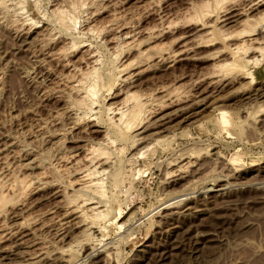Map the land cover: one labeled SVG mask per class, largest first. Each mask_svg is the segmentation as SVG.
Instances as JSON below:
<instances>
[{"label":"rangeland","instance_id":"1","mask_svg":"<svg viewBox=\"0 0 264 264\" xmlns=\"http://www.w3.org/2000/svg\"><path fill=\"white\" fill-rule=\"evenodd\" d=\"M208 1L0 0V233L10 232L0 239V264H105L107 250V264H264V98L255 96L264 90V0H219L217 9ZM70 3L76 23L60 26L53 11ZM235 9L245 16L222 24ZM201 23L213 25L212 34ZM242 41L244 61L233 63L227 48ZM167 52L184 55L176 64L154 59ZM92 67L102 78L89 114L75 106L80 97L70 85ZM139 70L131 91L153 94L148 110L157 108L109 149L99 201L109 213L99 234L64 217L65 195L76 190L68 184L83 166L79 149L100 139L87 132L91 123L75 130L72 123L84 110L107 128L101 109L120 103L131 87L120 82ZM163 86L176 101L163 100ZM178 108L190 118L162 135L142 132ZM181 155L177 172L169 164ZM181 192L188 197L174 203Z\"/></svg>","mask_w":264,"mask_h":264},{"label":"bare ground","instance_id":"2","mask_svg":"<svg viewBox=\"0 0 264 264\" xmlns=\"http://www.w3.org/2000/svg\"><path fill=\"white\" fill-rule=\"evenodd\" d=\"M210 1V0H209ZM208 1V2H209ZM218 1L219 0H211V2H212V4L214 5V6H211L212 8L213 7H215V9H217L218 7H220V5L222 4V3H219L220 5H218ZM261 1L262 0H252V2L253 3H255V2H257L256 4H258V3H261ZM80 2V1H79ZM210 2V3H211ZM221 2H223L222 0H221ZM251 2V3H252ZM262 2H264V1H262ZM83 3V2H82ZM69 4V3H68ZM203 4H205V3H203ZM209 4V3H208ZM70 5H71V7H68L69 8V10H65V9H62V8H57V9H55L54 11H53V14H54V17H55V19H56V21H57V23L59 24L60 23V26L62 25V26H65V27H71V26H73V22L74 23H76L75 22V18H74V16H73V14L71 15L70 13H74V11L72 12L71 10H73L74 8H75V5L73 4H71L70 3ZM79 5H80V3H79ZM206 5H207V2H206ZM205 5V6H206ZM252 5V4H251ZM204 6V7H205ZM78 7V6H77ZM207 7H209L208 5L206 6V8ZM201 8V7H200ZM67 9V8H66ZM211 9V8H210ZM242 9V8H241ZM203 10V11H202ZM204 10H205V13H204ZM214 10V9H213ZM254 10V9H253ZM76 11V10H75ZM207 10L204 8H202L196 15H198V19H200L201 20V22H202V20H204L205 19V17L208 15V14H206V13H208V12H206ZM215 11V10H214ZM218 11H220V9L218 10ZM233 11V10H232ZM235 11V15L232 17H228V16H221L222 17V19L223 20H221V22H222V24L223 23H230V22H236V19H238L239 18V20H240V18L242 17V16H245V11H247V10H240V9H235L234 10ZM200 12H201V16L199 15L200 14ZM211 11H209V13H210ZM216 12V11H215ZM196 13V12H195ZM250 13V12H249ZM196 15H194V16H196ZM202 15H205L204 17H202ZM212 15H214V14H212ZM224 15V14H223ZM200 16V17H199ZM210 17H212L211 16V14H210ZM197 18V16L195 17V19ZM202 18H204V19H202ZM220 17H217V21L220 23V19H219ZM259 18V17H258ZM246 19H248V18H246ZM245 19V20H246ZM25 20V19H24ZM193 20V19H192ZM215 20V21H216ZM251 21V20H250ZM197 22V21H196ZM198 22H199V20H198ZM207 22V21H206ZM246 22V21H245ZM260 22H262V21H260ZM18 23V22H17ZM240 23V22H239ZM203 23H201V25H202ZM242 24V23H241ZM240 24V25H241ZM237 25V24H236ZM262 25V24H261ZM24 26V25H23ZM202 28V30L204 29V32L205 33H207L208 35L209 34H212V32L214 31V29L215 28H213V25H202L201 26ZM64 28V27H63ZM255 28V27H254ZM259 28V27H258ZM71 29V28H70ZM262 29V28H261ZM75 30V29H74ZM90 30V29H89ZM201 30V31H202ZM215 34V33H214ZM214 34H213V36H214ZM221 34V33H220ZM203 35V34H202ZM205 36V35H204ZM228 36V35H227ZM249 36V35H248ZM126 37V36H125ZM224 37V36H223ZM231 37H233V36H231ZM225 38V37H224ZM250 38V37H249ZM211 39H212V37H211ZM228 39V38H227ZM227 39H222L223 40V42L225 41V40H227ZM231 39V38H230ZM229 39V40H230ZM239 39V38H238ZM80 40V39H79ZM210 40V39H209ZM208 40V41H209ZM222 40H220V41H222ZM232 40V39H231ZM250 40V39H249ZM72 41V40H71ZM212 41V40H211ZM237 41V40H236ZM226 42V41H225ZM227 42H228V40H227ZM250 42H255L253 39L252 40H250ZM75 43V42H74ZM76 43H79V42H76ZM201 43H202V41H201ZM210 43V42H209ZM242 45L245 43H243V41L242 42H240ZM133 44V43H132ZM240 44V45H241ZM246 44V43H245ZM243 45L242 47L239 45V43L237 44V46L235 47H233V48H231V49H229L228 50V48H227V51H229V55L231 56V57H233V59L235 60V62H233V63H236V59H240V60H238V61H244L243 60V56L241 57L240 55L242 54V51L244 50V46H246V45ZM251 44V43H250ZM71 45H73V44H71ZM77 45V44H76ZM203 45V44H202ZM233 45V44H232ZM239 45V46H238ZM76 47V46H75ZM120 47V46H119ZM139 47V46H138ZM228 47V46H227ZM244 47V48H243ZM91 48V47H90ZM187 48V47H186ZM89 49V48H88ZM131 50V49H130ZM224 50V49H223ZM246 50V49H245ZM63 51V50H62ZM128 51V50H127ZM187 51V50H186ZM184 52V51H183ZM183 52L182 53H179V54H177V53H175L174 55H170V53H166V54H163V55H159L158 57H156V58H154V59H156L158 62L159 61H161V62H163V63H165V64H176V63H178V62H180L181 60H182V56L184 55L183 54ZM225 52V51H224ZM250 52V51H249ZM257 52V51H256ZM260 52V51H259ZM90 53V52H89ZM246 53H247V51H246ZM251 53V52H250ZM252 53H253V51H252ZM60 54V53H59ZM140 54H142V52L140 53ZM171 54H173V53H171ZM222 54V53H221ZM243 54H244V52H243ZM242 54V55H243ZM182 55V56H181ZM138 56H140V55H138ZM213 56V55H212ZM90 57V56H89ZM153 57V56H152ZM246 57V56H245ZM254 57V56H253ZM91 58V61L93 62V64H95L96 62H98V61H96V58H93V57H90ZM260 58V57H259ZM186 59V58H185ZM184 59V60H185ZM256 59V58H255ZM261 59V58H260ZM249 61V60H248ZM247 61V62H248ZM251 61H252V59H251ZM255 62L257 63V60H255ZM162 63V64H163ZM224 63V62H223ZM232 63V64H233ZM239 63V62H238ZM255 63V64H256ZM258 63H261V62H259L258 61ZM231 64V66H233L234 67V69H236V64H235V66L234 65H232ZM96 65V64H95ZM131 66V65H130ZM128 64H127V66H126V64H125V66H121V67H119V68H121V70H125L126 68H129L130 67ZM172 66V65H171ZM226 66V65H225ZM142 67V66H141ZM148 67V66H147ZM147 67H146V69H147ZM218 67H220V66H218ZM238 67V66H237ZM259 67H260V65H259ZM135 68V67H134ZM221 68V67H220ZM232 68V67H231ZM90 69V68H89ZM151 69V68H150ZM233 69V70H234ZM141 70V69H140ZM140 70L138 71V72H133V73H131V72H129L128 74H126V76L124 77V79L120 82V83H122L123 82V84H129L128 86L130 87V84H131V87L130 88H128L124 93H123V90L122 89H120V90H122V93H123V95H122V93H118L119 95H122V99L120 100V103L118 104V103H116V104H118V105H116L115 107H113V105L111 106V105H109V106H103L104 104H102V106H103V108L101 109V110H103L102 112H104V114H103V116H105V119H104V121H105V123H106V125H107V128L105 127V128H103L101 125L103 124V121H99L98 119H95L92 115H89L88 116V113L89 114H93V112L95 113L96 111L94 110V107H96V105H97V102H96V91H98V92H100V89L98 88L99 87V84H100V81H101V78L102 77H100V75H98L99 73L97 72V69L95 68V67H92L91 68V70H88V72H86V73H82L81 75H80V73H79V77H77V75H76V77L77 78H79L78 80H76L75 79V77H74V79L76 80V81H73L72 82V84L70 85L71 87H72V89L73 90H75L78 94H79V97H80V101H76V103H74V104H76L75 106L76 107H83V109H86L87 111H88V113L86 114L85 112H84V110L82 111V113H84L83 115L82 114H80V115H82L81 117H76V116H74L75 117V119H73L74 121H73V123H72V129L73 130H75V128L77 127V125H78V123L80 122L81 123V121H85V123H91V127H90V130L88 129H86L87 130V132L89 131V132H91L92 134H95V135H97V137H100V139L97 141V143L96 144H89V143H87V142H84L85 144H83V146H82V149H79V150H81L82 152H83V156H82V159H80V160H77V161H79L83 166H82V169H80L79 170V172H76L74 175H75V179H74V181L72 182V183H70V181H69V183L70 184H68V185H70L71 186V190H73V189H75L76 188V190H74V191H72L73 193V195H65V196H67V198L66 197H64V198H66V200H64L65 201V203H64V207H63V209H64V217H65V219H67V218H73V219H77L79 222H80V224H82V226H85V228L87 229V230H89V229H91V230H94L95 232H99V234H100V232L102 233V231H104V229L106 228V219L108 218L107 216H108V213H109V211H108V213H106L107 211H105V210H101V207H100V204H99V201H100V199H105L106 197H105V191H104V188L102 187V177H104L106 174H107V171H106V169H108V167H109V164L113 161H111V159L113 158H111L110 156L112 155L111 153L112 152H114V151H111V150H109L110 148H113L114 146H115V144H116V142L118 141V139L119 140H123V142H124V139L126 140V135L128 134V133H134V132H137V130L139 131V129H141L142 127H141V125L144 123L143 122V120L145 119L144 117H145V115L147 116V114L151 111V110H153V107H155V108H157V105H156V103L157 102H154L155 103V105H152V108L150 109V110H148L149 108H150V105H149V103H150V100H148V98L149 97H151V95H153V94H151L150 96L148 95V97H147V95H146V97H147V99H146V97H145V94H143L144 95V98H143V96H142V94L140 95L139 93H137L136 91L135 92H132L131 91V89L132 88H134V83L137 81V79L136 80H134L133 79V77L135 76H138V74L140 75ZM223 70V69H222ZM240 70H242V69H238V71L240 72ZM111 71V70H110ZM119 71H120V69H119ZM145 71V70H144ZM75 72V71H74ZM78 72V71H77ZM120 72H123V71H120ZM142 72V71H141ZM146 72V71H145ZM231 72V71H230ZM229 72V73H230ZM235 73H237V69H236V72ZM121 74V73H120ZM222 74V73H221ZM223 74H225V73H223ZM239 74H241V73H239ZM238 74V75H239ZM119 75V74H118ZM213 75V74H212ZM215 75V74H214ZM228 75V74H227ZM226 75V76H227ZM75 76V75H74ZM220 76V75H219ZM118 77H120V76H118ZM235 77H237V76H235ZM234 77V78H235ZM249 77V76H248ZM178 78V77H177ZM208 78H214V76L213 77H208ZM215 78H216V75H215ZM116 79V78H115ZM119 79V78H118ZM132 79L134 80V81H132ZM176 80V79H175ZM249 80V79H248ZM120 81V80H119ZM71 82V81H70ZM115 82V81H114ZM117 82H118V80H117ZM223 82V81H222ZM254 85V84H253ZM125 86H127V85H125ZM133 86V87H132ZM220 86V85H219ZM70 87V88H71ZM127 87H125V89H126ZM136 88V87H135ZM156 88V87H155ZM160 88V87H159ZM158 88V89H159ZM166 88V86L164 87H161L160 89H159V93L162 95V98H163V100L165 101H168L169 103H173L174 101H176L177 99H176V96L174 97V95H173V92H170L169 90H167V89H165ZM251 88V87H250ZM98 89V90H97ZM258 89V88H257ZM133 90V89H132ZM172 90V89H171ZM155 91V90H154ZM173 91V90H172ZM256 91V90H255ZM157 92H158V90H157ZM137 93V94H136ZM156 93V92H155ZM174 93H176L175 91H174ZM256 95V97H259V98H264V90H262L261 89V91H257L256 93H255ZM98 95V94H97ZM253 95V94H252ZM78 97V96H77ZM180 97V96H179ZM208 97V96H207ZM206 97V98H207ZM116 98H118V96L116 97ZM120 98V97H119ZM152 98V97H151ZM160 98V97H159ZM259 98H256V99H259ZM175 99V100H174ZM181 99V98H180ZM205 99V98H204ZM155 100V99H154ZM152 101V100H151ZM209 101V100H208ZM96 102V103H95ZM119 102V101H118ZM158 102H160V101H158ZM168 102H163V105L164 104H166V103H168ZM179 102V101H178ZM181 102V101H180ZM200 102V101H199ZM212 102V101H211ZM162 102H160V104H161ZM176 103V102H175ZM204 103V102H203ZM96 104V105H95ZM160 104H159V106H160ZM197 104V103H196ZM257 104V103H256ZM78 105V106H77ZM101 105V104H100ZM163 105L161 104V106H162V108H165V107H163ZM176 105V104H175ZM158 106V107H159ZM167 106V105H166ZM172 106V105H171ZM251 106V105H250ZM168 107V106H167ZM73 108V107H72ZM98 108V107H97ZM161 108V107H160ZM161 108V110H163ZM73 109H75V108H73ZM179 110H181L180 108H178ZM178 109H175L174 110V112L177 110V112H175V113H173L172 115L169 113V115L168 114H165V115H163V116H160V118H158L157 120H155V122H153L152 124L151 123H149V127H148V125H147V127H145V128H143V130H142V132H157L156 133V135H162L163 133H165V132H167L166 131V129L167 128H169V127H167L170 123H172L173 121H175L176 119H178V118H182V120L184 121V120H186L187 118H190L189 116H188V113L186 114V113H182V110L181 111H178ZM85 110V111H86ZM186 110V109H185ZM219 110V109H218ZM221 110V109H220ZM260 110V109H259ZM258 110V111H259ZM86 111V112H87ZM154 111V110H153ZM158 111V110H157ZM217 111V110H216ZM180 112V113H179ZM253 112V111H252ZM261 112V111H260ZM68 113V112H67ZM78 113V112H77ZM176 113L178 114V116L176 115ZM196 113V112H195ZM245 113V112H244ZM78 114V115H79ZM97 114V113H96ZM150 114V113H149ZM159 114V113H158ZM163 114V113H162ZM95 115V114H94ZM176 115V116H175ZM187 115V116H186ZM218 116H219V120H220V122H221V124L223 123V124H226L227 123V114L225 113V112H219V114H217ZM88 116V117H87ZM97 116V115H96ZM172 116H174V117H172ZM91 117H93V118H91ZM98 118V117H97ZM146 120V119H145ZM179 120V119H178ZM182 121V122H183ZM101 122H102V124H101ZM181 122V123H182ZM146 123V122H145ZM177 124H175V125H177L178 126V124H180V122H176ZM100 124V125H99ZM174 124V123H173ZM151 125H153V126H151ZM175 125H174V127H175ZM146 126V125H145ZM171 128H173V126L171 127ZM170 128V129H171ZM169 129V130H170ZM168 130V129H167ZM174 130V129H173ZM83 132V131H82ZM141 132V133H142ZM170 132V131H169ZM91 133H89V135H91L92 136V134ZM154 133V134H155ZM113 134V135H112ZM135 135V134H134ZM137 136H139V134L137 135ZM136 136V137H137ZM95 137V136H94ZM127 137H129V136H127ZM134 137V136H133ZM132 137V138H133ZM77 138V137H76ZM96 138V137H95ZM124 138V139H123ZM155 138V137H154ZM84 139V138H83ZM153 139V138H152ZM81 141V140H80ZM87 141H89V140H87ZM157 141V140H156ZM79 142V141H78ZM133 142V141H132ZM95 143V142H94ZM125 143V142H124ZM128 143V142H127ZM133 143H135V142H133ZM157 143H160L159 141L157 142ZM87 144H89V145H87ZM138 145V144H137ZM132 146H133V144H132ZM125 147H122V146H119V148L117 147V149H116V151L119 153V151L120 152H122L121 150L122 149H124ZM115 149V148H114ZM126 149V148H125ZM109 151H111V152H109ZM146 152V151H145ZM181 152V151H180ZM185 152H186V150H185ZM147 153V152H146ZM187 153V152H186ZM120 154V153H119ZM143 154H145V153H142V154H140L141 156L143 155ZM114 155V154H113ZM140 155H138V156H140ZM199 155V154H198ZM116 157V156H115ZM119 157V156H118ZM136 157V156H135ZM178 157V156H177ZM176 157V158H177ZM138 158V157H137ZM139 158H142V157H139ZM130 159V158H129ZM132 159V158H131ZM184 160H186V158H184V156H182L181 155V157H179L177 160H174V161H170L171 163L169 164V162H168V164H169V166H171L172 168H174V167H176V171L178 172V171H182L183 172V170H182V168L184 167L181 163L184 161ZM76 162V161H75ZM79 163V164H80ZM113 163V162H112ZM178 165H180V166H178ZM168 166V167H169ZM192 166V165H191ZM237 168V167H236ZM168 169V168H167ZM125 171V170H124ZM123 171V172H124ZM174 173H175V170H172ZM64 172V171H63ZM172 172V174L173 175H175L174 173ZM230 172V171H229ZM166 173V172H165ZM170 173H171V171H170ZM62 174V173H61ZM167 174V173H166ZM165 174V175H166ZM172 174H167V178H168V175H172ZM180 174V173H179ZM172 175V176H173ZM116 176V175H115ZM114 176V177H115ZM173 177H175V176H173ZM172 178V177H171ZM184 178V177H183ZM39 179V178H38ZM103 180H105L104 178H103ZM116 180H114V182H115ZM215 181V180H214ZM219 181V180H218ZM55 182V181H54ZM14 183V182H13ZM20 183V182H19ZM23 183V182H22ZM119 183V182H118ZM114 184V183H113ZM115 184L116 185H118L117 184V181L115 182ZM14 185V184H13ZM18 185V184H17ZM21 185V184H20ZM25 185V184H24ZM23 185V186H24ZM27 185V184H26ZM104 185V184H103ZM69 186V187H70ZM119 186V185H118ZM13 187V186H12ZM20 187V186H19ZM74 187V188H73ZM116 187V186H115ZM66 188H68V187H66ZM73 188V189H72ZM6 189V188H5ZM20 189V188H19ZM21 189H23V188H21ZM25 189V188H24ZM70 189V188H69ZM1 190V189H0ZM183 190V189H182ZM184 191V190H183ZM182 191V192H183ZM187 191V190H186ZM188 191H190V193L192 194V191L191 190H188ZM187 191V192H188ZM58 192V191H57ZM56 192V193H57ZM181 192V194L182 195H180L179 193V195L180 196H176V198H171V200L173 201V200H177V199H181V198H183V197H188V194H183ZM185 192V191H184ZM64 193V192H63ZM62 193V194H63ZM186 193V192H185ZM189 193V192H188ZM189 193V195H191ZM193 193H194V191H193ZM65 194V193H64ZM57 195V194H56ZM177 195V194H176ZM64 196V195H63ZM62 195L60 196H57L58 198L59 197H63ZM113 196V195H112ZM0 197H1V195H0ZM95 199H99L98 200V202L97 201H95ZM0 202H2L3 200H5L3 197H2V199L0 198ZM169 200H170V198H169ZM102 201H104V200H102ZM172 201L170 202H165L164 204H162V206L164 207V206H170L171 204H172ZM181 201V200H180ZM180 201H176V202H180ZM174 202V201H173ZM176 202H174V203H176ZM173 203V204H174ZM105 204V203H104ZM103 204V205H104ZM105 206V205H104ZM180 206V205H179ZM162 207V208H163ZM176 207V206H175ZM58 208V207H57ZM166 208H168V207H166ZM174 208V207H173ZM169 209V208H168ZM178 209V208H177ZM164 210H166L165 209V207H164ZM51 213V212H50ZM48 214V213H47ZM63 216V215H62ZM68 220V219H67ZM108 220V219H107ZM55 223V222H54ZM61 223V222H60ZM65 223H68V221L66 222H64V224ZM24 224V223H23ZM22 224V225H23ZM62 224H63V222H62ZM125 224V223H124ZM61 225V224H60ZM59 225V226H60ZM53 226V225H52ZM66 227V226H65ZM3 229V228H2ZM6 230V229H5ZM13 230V229H12ZM13 232V231H12ZM13 235V234H12ZM0 239L2 238V240H3V238H5V237H9L10 236V232L7 230V232L6 231H3V232H1L0 233ZM101 236H103V234L101 235ZM85 238V237H84ZM19 240V239H18ZM58 240V239H57ZM107 248V247H106ZM104 253V252H103ZM65 254V253H64ZM99 255V254H98ZM104 255V258L103 259H105V262H104V260H102L103 261V263H105V264H107V262H109L108 261V256H109V254H108V250H107V252L105 253V254H103ZM69 262V261H68Z\"/></svg>","mask_w":264,"mask_h":264}]
</instances>
